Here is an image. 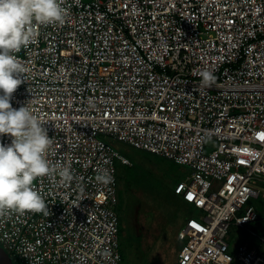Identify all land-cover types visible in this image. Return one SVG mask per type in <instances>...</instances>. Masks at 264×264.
Returning a JSON list of instances; mask_svg holds the SVG:
<instances>
[{
  "label": "built area",
  "instance_id": "obj_1",
  "mask_svg": "<svg viewBox=\"0 0 264 264\" xmlns=\"http://www.w3.org/2000/svg\"><path fill=\"white\" fill-rule=\"evenodd\" d=\"M63 6L62 25H34V40L15 53L26 71L11 104L48 121L47 159L74 179L35 181L49 214L0 217V245L17 264H123L116 162L130 161L111 136L192 170L175 191L197 216L174 264H264V235L247 229L264 225L249 204L264 183V0ZM203 69L216 76L211 88L198 87ZM105 169L106 185L96 180ZM232 226L251 233L235 250Z\"/></svg>",
  "mask_w": 264,
  "mask_h": 264
},
{
  "label": "clouds",
  "instance_id": "obj_2",
  "mask_svg": "<svg viewBox=\"0 0 264 264\" xmlns=\"http://www.w3.org/2000/svg\"><path fill=\"white\" fill-rule=\"evenodd\" d=\"M68 10L63 0H0V137L9 136L11 143L0 142V217L11 212L49 214L44 198L33 187L40 178L59 177L60 183H70L74 175L60 161L50 163L47 152L52 145L45 124L28 103L13 108V93L25 83V67L15 55L35 38L34 25L63 24ZM199 88H211L216 83L213 71L198 73ZM254 156L255 150L238 149V154ZM96 180L102 184L113 181L105 169Z\"/></svg>",
  "mask_w": 264,
  "mask_h": 264
},
{
  "label": "rangeland",
  "instance_id": "obj_3",
  "mask_svg": "<svg viewBox=\"0 0 264 264\" xmlns=\"http://www.w3.org/2000/svg\"><path fill=\"white\" fill-rule=\"evenodd\" d=\"M105 139L125 157L133 161L140 157L138 156L140 151L131 145L111 136H105ZM143 156L148 155L144 153ZM155 157L152 154L144 159L146 165L156 172L144 179L143 184H137V181L133 180V191L129 194V198L137 200L142 208L138 209L137 203L132 205L130 202L132 206L127 211L125 231L120 235L121 248L126 250L123 264H173L185 241L180 231L181 226L188 217L197 216V210L192 204L181 202V208L178 209L179 199L172 193L177 183L185 180L192 170L188 166L177 164L169 159L155 160ZM117 162L120 164V161ZM260 186L261 196L249 202L250 205L258 208L264 207V183ZM136 188L141 190L139 191L141 195L138 193L137 196ZM247 229L257 232L260 236L264 235V225L261 223H251L247 225ZM230 235L232 250L251 237L248 230L239 229L237 226L231 227ZM251 243L259 244V239L254 238Z\"/></svg>",
  "mask_w": 264,
  "mask_h": 264
},
{
  "label": "trees",
  "instance_id": "obj_4",
  "mask_svg": "<svg viewBox=\"0 0 264 264\" xmlns=\"http://www.w3.org/2000/svg\"><path fill=\"white\" fill-rule=\"evenodd\" d=\"M135 149L140 151L139 154H138V156H140V157H138V160H134L133 161L132 159H129L126 156L129 159L130 163H125V162L121 161L120 159H118L117 161H120V164H121V166H120V164H118V162H116L117 178H118L117 212H118L119 219H120V235L123 234L124 231H125V221H126V218H127L128 208L131 207L133 204L137 203V200H130V198H129V194L133 191V183L135 181H137V184H139V183L143 184L144 183V179L148 178L149 175H151L154 172H156V171H153V169L151 167H148L146 165V161H145L144 158L145 157H150V155L153 154V155L156 156L154 158L155 160H157V159H162V160L167 159V158H165L163 156L157 155V154L152 153V152L147 151V150H143V149H139V148H135ZM140 153H142V154H140ZM144 153L147 154L148 156L144 157L143 156ZM151 160L153 161V159H151ZM133 180H134V182H133ZM139 191H141V190H139L137 188L135 189V193L137 194V196H138ZM172 193H173V195L176 198L179 199V203L177 204V208L178 209L181 208V202H184L186 204L187 203L191 204V203L187 202L186 200H184V198L180 194L176 193L175 188L172 191ZM139 194L141 195V193H139ZM130 202L132 203V205H131ZM137 205H138V209L142 208L141 205H139L138 203H137ZM259 210L262 212L261 207H259ZM241 212H243V211H241ZM159 214H161L160 211H159ZM186 223H187V220L181 226L180 231L183 230V228L185 227ZM121 252H122V257H123V261H124L125 258H126V250L121 248ZM14 261L17 264V260L14 259Z\"/></svg>",
  "mask_w": 264,
  "mask_h": 264
},
{
  "label": "water",
  "instance_id": "obj_5",
  "mask_svg": "<svg viewBox=\"0 0 264 264\" xmlns=\"http://www.w3.org/2000/svg\"><path fill=\"white\" fill-rule=\"evenodd\" d=\"M0 264H16L13 257L0 245Z\"/></svg>",
  "mask_w": 264,
  "mask_h": 264
},
{
  "label": "crops",
  "instance_id": "obj_6",
  "mask_svg": "<svg viewBox=\"0 0 264 264\" xmlns=\"http://www.w3.org/2000/svg\"><path fill=\"white\" fill-rule=\"evenodd\" d=\"M261 189H262V188H261ZM261 194H262V193H261ZM253 206H254V205H253ZM255 208L259 211V213H261L262 215H264V213H263V212H264V207H263V206L261 207L262 212L259 210L258 207L255 206ZM188 218H189V217H188ZM188 218H187V219H188ZM177 255H178V254H177Z\"/></svg>",
  "mask_w": 264,
  "mask_h": 264
},
{
  "label": "snow or ice",
  "instance_id": "obj_7",
  "mask_svg": "<svg viewBox=\"0 0 264 264\" xmlns=\"http://www.w3.org/2000/svg\"><path fill=\"white\" fill-rule=\"evenodd\" d=\"M261 139H264V135L261 136ZM243 162V161H242Z\"/></svg>",
  "mask_w": 264,
  "mask_h": 264
}]
</instances>
